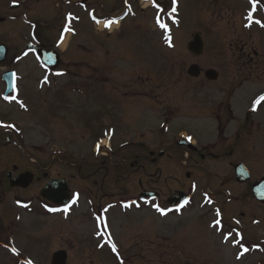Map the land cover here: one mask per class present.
<instances>
[{
    "label": "rangeland",
    "instance_id": "rangeland-1",
    "mask_svg": "<svg viewBox=\"0 0 264 264\" xmlns=\"http://www.w3.org/2000/svg\"><path fill=\"white\" fill-rule=\"evenodd\" d=\"M74 1L77 3L76 7L64 6L63 8L72 9L76 12V16L80 17V23L76 24V26L79 24L76 27L79 33L78 36L72 35L69 42H64L65 46L62 45V50L67 49L62 56L67 53L66 58L69 57L70 61L79 64L86 63L85 59L88 57L89 62L97 58L99 61H96L105 67V72L113 74L114 77L121 68L127 71L128 64L126 67L122 66L125 63H129L142 76H149L152 50V85L162 83L160 76L171 77V80L167 79L168 85H171L167 97L163 99V97L156 96L157 106L152 105V108L147 100L122 98L119 102L114 97L115 92L103 93V82L96 80L93 87H98V93L93 95V101L91 100L92 102L88 105L87 102L91 99L90 94L77 98L74 93L80 81L75 75L53 80L50 77L44 78L45 71L33 54L30 51L26 52V55L22 53L24 43L21 45L19 42L17 46H13L18 40L17 33L22 32L25 24L22 22V25L13 26V30L8 31L6 35H0V42L9 50L6 60L0 64V74L11 68L18 76L15 81V90L6 98L1 95L4 87L0 79V124L4 122L3 125L7 126L5 130L8 132L10 129L11 132L7 133L11 136L10 146L4 143L5 133L0 134V166L6 165L5 156H7L8 161H17L14 162L17 164H23L24 161L26 164L20 166L27 167L30 162L27 163V158L24 156L33 155L34 152L40 155L34 154L40 160L39 165L43 167L47 166L46 156L55 153H61V158H64L65 154L67 158H70L71 163L79 157L93 161L96 156L92 152L94 143L103 137L111 142L113 154L121 158L126 149L132 147L141 149V145L146 143L150 136H158L157 127L161 123L171 128L167 134L179 131L193 133L198 137L195 136L197 146H203L214 142L215 136L217 137L214 133V111L218 105L227 103V85L231 82L229 73H235L238 76L237 79H249L252 74H256L252 76L256 79L252 80L250 86L242 90L237 88L233 93L229 104L238 113H243V106H252L251 102L264 93V31L262 34V30H253L252 34L247 37L250 31L243 29L244 12H264V0H254V3L253 0H175L178 3L176 12H179L180 20L178 27L174 25L176 23H170V19H166L165 13L168 12L169 3L172 0H159L165 8L162 14L165 21L162 20L171 25V27L167 26V33L153 23L151 15L155 12L154 10L142 9L141 6H144V3L138 6L136 0H133V10L136 16H128L125 24L121 28L114 29L108 36L107 32L103 33L104 31L89 22L86 10L90 8L98 15L100 12L103 15H108L111 11L120 13L121 8L117 11L115 9L116 6L119 7L121 0H88L84 7L80 5L79 0ZM32 17L42 20L46 16L40 12H33ZM169 28L173 29L172 38L169 37L171 33ZM48 31L52 33L51 29ZM53 31L56 34V31ZM194 31L201 32L205 44L204 52L200 53L199 57L191 55L186 48ZM91 35L94 37L91 42L93 44L97 42V47L92 46L90 51L85 52V44L90 45V40H84L85 36L90 39ZM168 37L171 39L170 42L166 41ZM245 40H248V45L244 42ZM59 51L61 52V49ZM76 63L71 74L77 72L84 75V72L89 71L88 63L86 65L88 71L84 70V65L79 66ZM192 63H196L204 71L215 70L218 74L215 83L201 86L199 84L202 78L188 76L186 70ZM69 81L73 86L65 88L71 90L70 93L65 92L66 97L70 98V101L64 104L67 107L66 110L61 109L63 105H60L57 100L62 94L61 83L63 82L62 86L65 90L64 85ZM42 102L47 105L46 110L48 111L55 110L58 104L61 110L59 113L45 112L46 114L42 115L41 109L45 110ZM192 104H199L201 110L193 117H186V108L188 106L190 108ZM258 106L255 111H252V119L255 122L251 129L246 132L244 130L240 138L233 135L231 140L222 141V146H225L226 150H233L232 154L221 157L219 162L217 159L208 162L211 171H217L221 176L216 183V189L210 190L214 194L212 197L215 199L216 206L225 200L224 193L219 190V183L223 181L222 178H225L223 175L226 173L228 177L230 175L233 177L232 166L234 164L241 162L252 172L251 180L248 182L249 186L264 176V103ZM69 109L72 110L70 113ZM137 111H140L138 117H130L129 120L132 121L122 120L120 112L126 115L128 113L137 114ZM159 111L166 114L165 118L162 119ZM234 125L236 124L230 122L225 129L224 136H227L229 132L231 134ZM144 128H150L148 132L151 135L144 132L140 137ZM206 130L207 133H205ZM153 142L161 141L152 140L150 142L152 147ZM222 146L218 149H222ZM178 160V157L164 156L152 162V167H147L149 163L147 165L143 163L148 170L152 171V186H156L162 195L171 190L179 191L180 186L177 180L181 176L184 178L188 173L183 172ZM55 163L56 161L53 160L47 169L50 176L60 171ZM117 171L123 176L129 172L124 167ZM191 178L195 179L194 176ZM234 178L233 181H235ZM127 181L132 182L131 179ZM204 181L205 184L208 183L207 180ZM159 186H166L168 189H160ZM74 187L76 193L81 189L83 194L76 196L75 204L63 212H57L53 208L47 211V205L45 206L38 195L40 185H33L29 187L31 192L25 189L21 194L18 190H12L10 193L0 191V211L4 215L2 225L4 226L5 223L8 225L7 234L1 240L5 243L0 242V264H47L50 252L60 248H71L70 240L78 247L79 240H83L84 235L92 236V233L96 231L93 221L95 213H92V208L95 210L100 208L98 213L105 218L108 216L109 233L124 250L121 253H123L122 258L125 259V264H168L166 260L168 259L169 238H174L175 233L182 232L185 233L182 236L188 241L187 260L190 264H264V205L258 204L249 196L251 193L246 186H243L245 190L239 193L245 195V203L239 205L235 202L230 205L234 216L238 217L239 211L245 212L244 221H248L247 226L249 227L248 232L247 230L244 232L245 239L248 241L250 238L256 239L255 242H251L255 246H244L241 254H237L238 247L222 246L223 239L219 238L221 235L215 231L212 224H208L214 218V214L208 205L209 201L205 200L206 198H200L202 197L198 193L200 188L193 194L196 201L180 218L174 214L166 215L164 204L158 207L165 210V216L159 213L157 208L149 210L150 208L144 205H139L140 209L137 210H134V207L129 210L126 206L124 210L111 207L105 211L101 207L103 202L97 200L90 186L85 189L77 185ZM119 187L122 188L123 184ZM234 194L237 195L238 192L234 191ZM88 197L93 201L91 204L87 201ZM228 232L225 231L226 234L230 233ZM8 233L10 235L7 237ZM233 236L232 233L231 240L235 238ZM259 240L263 241V245L259 244ZM6 244L14 248L16 255L9 253L5 247ZM243 244L237 242L238 246ZM82 245L84 249L89 248L84 241ZM140 252H142L141 256L134 255ZM71 254L73 253L70 252ZM98 257L96 263L89 262V264L106 263L101 258V254ZM110 264H117V262L112 259Z\"/></svg>",
    "mask_w": 264,
    "mask_h": 264
},
{
    "label": "flooded vegetation",
    "instance_id": "flooded-vegetation-1",
    "mask_svg": "<svg viewBox=\"0 0 264 264\" xmlns=\"http://www.w3.org/2000/svg\"><path fill=\"white\" fill-rule=\"evenodd\" d=\"M88 0H83V2H87ZM13 2L15 5H13ZM64 6H70V7H76L77 3L74 0H0V35H6L8 31L13 30V26H17L18 24L22 25V22L25 24L22 27V32L20 36H18V39H20V43L25 44L28 51H32L34 53V50L29 45L33 41V44H39L42 48H45L47 50L50 49H58L60 44V38L61 34L64 32V28L66 25V22L68 19H70L71 16L75 15V12L72 9H66L63 8ZM33 12H40L44 16H46L44 19L40 20L39 18H33L32 13ZM31 17H29V15ZM47 19V21H45ZM23 20V21H22ZM17 23V24H16ZM16 24V25H14ZM44 28V31H43ZM51 29L52 33L48 30ZM47 30V31H46ZM56 31V34H54V31ZM2 44V42H0ZM90 45L92 46V42L90 40ZM65 50H57L60 55V64L57 67L55 72H48L47 74H51V76L55 79L57 78L61 72L64 69H67L68 71H71V65H73L75 62L70 61L71 59L67 56V53L62 56V53H65ZM87 51H90L89 49H86ZM7 58V57H6ZM87 63L89 62V57L87 59ZM92 60V59H91ZM98 60L95 58V61ZM99 61V60H98ZM92 62L88 63V68L90 72L88 73V80H94L99 79L97 76L94 77V75L101 74L102 80L109 81L110 79L105 74L98 73L96 68L92 67ZM151 72L149 73V76L142 77L140 75L135 74L133 68H128L127 71H122L116 75V77H111L110 83H108L111 89H108V84L106 87V91H114L116 90L119 94L120 100L123 99H140V98H148L151 107L153 98L156 99V96L167 97V94L169 92V88L171 85H168L167 79L171 80V77L168 75L160 76L162 79V83L152 85V50H151ZM94 68V69H93ZM200 68V67H199ZM233 68V67H232ZM96 70V72H93V70ZM201 70V68H200ZM233 70V69H232ZM229 80L231 81L227 85V96L226 100L227 103L225 105V102L223 105H218L217 108L214 111V119H215V127H214V133L217 135L215 136V141L211 143L204 144L203 146H197L196 140L193 141V143H190L188 140L187 143L180 142V138L177 136H180L181 132H177V136H173L170 134H162L160 137V143L154 148L153 150H146L147 147L142 144L141 149H137L136 147H132V149L129 151L130 156V163L129 166L132 167L134 165H139L140 169L144 168L143 165L140 164V161L143 160L151 161L152 162V152H154V160L157 159V157H164L167 156V158L170 157H178L179 159L185 158L186 159V175L185 179L181 177L178 178L177 183L178 186H180L179 190L181 191H189L191 197L192 193L196 190L195 186L191 184L190 177L194 176L195 183H198V186L201 187L202 190H208L210 195H214L213 192L210 190L216 189V183L219 181L220 174L216 172H212L210 168V164L208 162H213L217 159L220 160L221 157H224L226 155H231L233 150H226L225 146H222V141L226 142L228 140H231L233 135H236L238 138H240V134L248 131V129L252 128V125L254 124V121L252 119V115L248 113V110L244 111L240 116L239 120H237L236 116L233 114V108L229 104L232 100V96L234 91L239 88L243 83L248 82V78H238V76L235 73H229ZM202 78L201 83L199 85L209 86L214 81H209L206 79L205 75L203 73L199 74V77ZM139 81V83H138ZM215 83V82H214ZM145 86V87H144ZM143 87V89H141ZM159 90V94L156 93V91ZM162 90V91H160ZM204 95V94H203ZM209 97L207 93H205ZM91 94V99H92ZM231 96V97H230ZM171 99L170 97H168ZM157 100V99H156ZM156 102V101H154ZM200 105L199 104H192L186 108V116L193 117L195 116L196 112H200ZM212 112V111H211ZM166 114H163V117L165 118ZM130 122V121H127ZM230 122H233L234 129L232 130L230 136L227 134V136H224L225 129L228 125H230ZM186 135L184 138L187 140V136L190 135L191 138H195V135L193 133H185ZM188 134V135H187ZM198 138V137H197ZM206 139V138H205ZM236 141L238 139L236 138ZM230 145V144H229ZM219 146H222V149H218ZM146 150V151H144ZM86 167V162H77L75 164H71V167L65 166L66 171L68 172L67 175H73L74 171H80L82 166ZM27 170V169H26ZM29 171H31L34 174L33 183L39 184L42 182L43 179H46L48 176V172L44 171V168H41L40 166H36L35 168L30 167L28 168ZM138 170V169H137ZM216 170V169H215ZM213 170V171H215ZM13 171V172H12ZM233 171V170H232ZM10 172L12 176L17 175L21 171H17V166H11L10 168L6 169L5 171L0 172V184H2L1 190L5 188V185H8V176L7 173ZM5 173V175H3ZM70 173V174H69ZM85 174L82 176H79L77 179L74 177L67 178V183L69 184H78V183H86L87 186L93 188V193L96 194L97 200H101L102 202H105L106 205L109 204V202L113 201L114 199H118V202L124 203L125 197L128 199L131 204H139L140 203V196L141 193L144 191V193L156 192V198L159 202L166 203V197H168L171 193L177 191L173 190V192H170L169 194H160L157 189L152 188V173H149L147 178L144 181V184H142V181L138 177L137 180L134 179V177H131L129 179L132 180L131 185H126L125 179L123 175L120 173L113 174L109 176L107 171H104L102 169L100 170H92V168L87 169ZM185 174V173H184ZM225 178L220 181L219 183V190L224 193V199L228 202L221 201V203H218V212L222 213L223 222H222V228L228 231L233 232H242V234L247 230L248 232V221H244L245 212L239 211V218L238 222H232L234 214L231 212V206L235 202H237L239 205L244 204L242 202V195H235V192L237 189L239 190H245L243 186H246L247 190H251V184L249 186V181L244 184H238L236 181H233V177L230 175L228 177V174L226 173L223 175ZM62 177V176H59ZM67 177V176H66ZM228 177V178H227ZM207 180V184H205V181ZM235 180V178H234ZM123 184V187L120 188L119 186ZM9 186V185H8ZM141 188V190H139ZM9 193L14 189L18 190L20 194L23 192L20 188H7ZM18 195V194H17ZM16 195V196H17ZM148 195V194H147ZM19 196V195H18ZM152 194H149L148 197H145L144 201H148L149 203L152 202L150 197ZM14 197V196H13ZM16 199V198H15ZM92 201V200H91ZM93 202V201H92ZM259 204V203H258ZM238 205V206H239ZM93 210H95L93 208ZM97 211V210H96ZM2 212L0 211V218L2 217ZM225 215H228V217H224ZM227 218V219H226ZM6 223L3 226L2 223L0 224V234L3 230H6ZM4 228V229H3ZM96 238L94 236H86L84 235L83 240H79L80 244L77 248H74L72 250L71 256H70V263L71 264H82L85 260L87 262L96 263V260L99 258V254H101V258H103L104 261H107V259L111 256H118L119 249L116 248V243H113L112 239H110L109 235L105 231H101L99 234H95ZM243 240L245 241V237L242 236ZM95 239V240H94ZM100 239V240H99ZM93 240V242H92ZM97 240V242H96ZM169 244L167 246V252H168V259L166 260L168 264H188V241L186 238H184L182 235H178L175 233L174 238H169ZM82 241H84L89 248L84 249V245H82ZM90 241V242H89ZM98 241L100 244H97ZM139 242V241H138ZM113 245L115 246V250H113Z\"/></svg>",
    "mask_w": 264,
    "mask_h": 264
},
{
    "label": "water",
    "instance_id": "water-1",
    "mask_svg": "<svg viewBox=\"0 0 264 264\" xmlns=\"http://www.w3.org/2000/svg\"><path fill=\"white\" fill-rule=\"evenodd\" d=\"M192 41L187 44L188 45V49L190 51H192V53L195 54H200L202 51V40H201V36L200 33L195 32L192 33ZM4 53V52H3ZM189 72L193 75H196L198 72L196 70V68H194V66H192L189 69ZM216 72L211 70L208 74L209 79H215L216 77ZM8 76V75H6ZM11 90L10 84L7 83V89L5 91V93L9 92ZM239 167H235L236 169V173L238 171ZM32 179V174H30L29 172H25L18 175L15 178L10 179V184L11 186H21V187H27V185L30 184ZM264 180V179H263ZM264 184V181L261 183ZM69 191L68 188L66 187V183H64V181L61 180H50L46 186L44 187V189L40 192L41 196L53 203H56V205L61 206L63 204H65L68 200L69 197ZM263 194L264 192H260V199H262L264 201L263 198ZM52 260H51V264H66V254L64 251H57L52 255Z\"/></svg>",
    "mask_w": 264,
    "mask_h": 264
},
{
    "label": "snow or ice",
    "instance_id": "snow-or-ice-1",
    "mask_svg": "<svg viewBox=\"0 0 264 264\" xmlns=\"http://www.w3.org/2000/svg\"><path fill=\"white\" fill-rule=\"evenodd\" d=\"M173 2H175V0H173ZM253 3H254V0H253ZM175 10V9H173ZM257 23H260L259 21H257ZM261 26H264V24H262ZM160 27L162 28H166V25L164 24H160ZM261 101H264V94H262L261 96H259L255 101H253V110L255 111L256 110V107L260 104ZM190 139V138H189ZM155 206V205H154ZM157 207V210L161 212V214L163 215L165 210L163 209H160L158 206H155ZM54 210V209H53ZM215 223L219 224V221H215ZM225 239H227V237H225ZM113 250H115V246L113 245Z\"/></svg>",
    "mask_w": 264,
    "mask_h": 264
},
{
    "label": "bare ground",
    "instance_id": "bare-ground-1",
    "mask_svg": "<svg viewBox=\"0 0 264 264\" xmlns=\"http://www.w3.org/2000/svg\"><path fill=\"white\" fill-rule=\"evenodd\" d=\"M67 39H68V37L65 39V40H63L64 42H66L67 41ZM64 42L61 44V46L63 45L64 46Z\"/></svg>",
    "mask_w": 264,
    "mask_h": 264
}]
</instances>
